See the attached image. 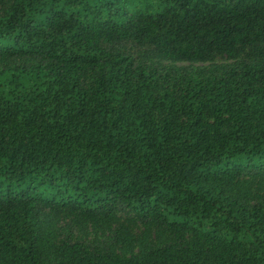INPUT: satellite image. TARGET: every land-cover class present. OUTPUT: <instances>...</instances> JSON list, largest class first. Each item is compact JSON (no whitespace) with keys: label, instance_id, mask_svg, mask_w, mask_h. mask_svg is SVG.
I'll return each mask as SVG.
<instances>
[{"label":"trees","instance_id":"obj_1","mask_svg":"<svg viewBox=\"0 0 264 264\" xmlns=\"http://www.w3.org/2000/svg\"><path fill=\"white\" fill-rule=\"evenodd\" d=\"M262 176L264 0H0V264H264Z\"/></svg>","mask_w":264,"mask_h":264},{"label":"rangeland","instance_id":"obj_2","mask_svg":"<svg viewBox=\"0 0 264 264\" xmlns=\"http://www.w3.org/2000/svg\"><path fill=\"white\" fill-rule=\"evenodd\" d=\"M115 49L124 51L125 53H130L134 57H136V61L146 63L151 69H160V68H167V69H175L180 68L184 71H195V72H202V73H209V74H222L230 66L235 62L246 61V57L244 55H240V58H229L225 55H213L210 59L205 61H172L168 59H158L150 57L148 50L144 47H137L129 42H122L115 45ZM13 62L19 63L20 60H14ZM251 184L252 188L259 191L261 194L264 195V176L260 177L259 179H254L251 177ZM124 215H120V220H124ZM65 225L67 227V231H70L71 235L79 238L82 241L89 242L91 244H97L99 242H105L107 238L108 232L104 229L98 228L93 226L89 223L83 222H76L70 219V217L62 216L60 222H57V226ZM129 226L135 236H141L143 233V227L138 222L129 223ZM59 227V226H58ZM149 238L153 239V231L149 229L146 233ZM168 235H166V238ZM165 238V239H166Z\"/></svg>","mask_w":264,"mask_h":264}]
</instances>
